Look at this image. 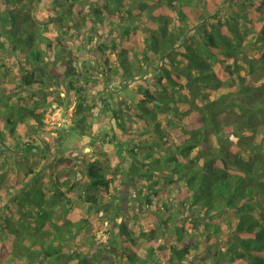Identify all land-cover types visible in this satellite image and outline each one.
I'll return each instance as SVG.
<instances>
[{"label":"trees","instance_id":"1","mask_svg":"<svg viewBox=\"0 0 264 264\" xmlns=\"http://www.w3.org/2000/svg\"><path fill=\"white\" fill-rule=\"evenodd\" d=\"M30 3L45 6L47 24ZM1 54L20 65L19 91L41 89L14 97L0 72V151L25 158L43 150L46 86L73 89L81 131L97 108L85 99L90 59L114 61L111 89L150 77L137 82L140 99L111 110L147 227L122 219L95 242L120 209L104 153L85 154L82 172L71 158L46 173L17 159L10 176L0 165V264H115L118 250L121 264H264V0H0Z\"/></svg>","mask_w":264,"mask_h":264},{"label":"rangeland","instance_id":"2","mask_svg":"<svg viewBox=\"0 0 264 264\" xmlns=\"http://www.w3.org/2000/svg\"><path fill=\"white\" fill-rule=\"evenodd\" d=\"M23 8L25 11H32L33 14L35 13L36 18L39 19L41 27L43 24H47L48 12L45 6L42 7L41 5L30 3V5L27 4ZM131 28H138V26H133ZM81 30L84 29L82 28ZM51 32V36L53 37L57 34V29L52 27ZM84 36V34L81 35L80 40L84 39ZM84 41H86L87 47L92 48L94 46L93 44L90 45L86 39ZM65 47L67 49H72V52L74 54H78L79 56L85 55L86 57L90 58L98 57V55L91 53L90 51H86L87 53L79 52L77 48H75L74 42L72 43L71 41L67 42ZM0 60L1 62L3 60L8 61V70L0 66V72L3 81L9 82L10 86L8 90L9 92H13L14 97L20 95L28 99V97L30 98V96H37V94L41 92V89L38 86H33L23 91H19L18 87H20L21 82L19 76L15 72V68L19 64L14 58L11 56L6 57L5 54H1ZM63 61L64 60L61 62ZM90 62H92L93 66L92 69L90 68L91 70L89 69L90 74L93 75L92 79L96 81L91 87L86 86L85 99L90 103L96 102L97 108L92 110L91 114L85 119V129L81 130L83 134H80V129H77L76 123L70 116L76 101V93H73V89L67 91L68 87L63 83L58 82L55 85L50 84L48 87L46 86V89H48L51 93L49 98L51 100L50 105L56 106V113L58 114H55L56 116H53V114H48L47 117L45 116V119H49L50 121L45 126L44 131L38 132L40 141L42 139L44 140L41 141L43 150L35 151L34 154L26 158L21 156L23 154L7 155V153L0 151L1 168L6 171L8 176H10L13 173L12 167L14 160L16 161L18 159L17 161H27L28 159L27 163L32 165L35 170L43 169L46 173V170L50 168V165L52 166L53 164H56L58 157H65L73 159L75 161L76 167L79 168L78 170L82 172L84 170V161L89 159V155L85 154L104 153L106 157H101V164H105L108 161L113 170H117L118 176L115 182L118 190H112V192L116 195V197L119 198L120 201V209L118 213H108L107 218L104 219V224H106V226L108 224L111 225V227H116L118 222L123 219L130 226L140 224L141 226L147 227L148 223L146 221V214L149 212V210L142 211L143 209L140 201H133V198L137 196V192L132 182L133 176L130 177L127 175V173H125L128 171V160H126V157H124L123 144L120 143L121 141H118L120 138L119 132L115 119L112 117L111 110L119 109L121 112H124L131 103L140 99V95L137 91V82L138 80L148 81L150 77L149 71L142 72L136 81H127L120 84H118V82H114L112 83L111 89V87L106 85V77L104 75L108 70V67H115L116 64L114 61H111L108 67L104 64H99L96 61H92L91 59ZM101 70H103V72ZM83 85L85 84L83 83ZM14 92H17L16 95ZM93 143H95V145H93ZM23 152L25 153V151ZM6 155L8 161L2 165V161ZM87 211L88 208L84 204L81 205L80 203V205L77 206V212L79 215L86 213ZM100 213L102 214L100 215ZM104 214L105 213L102 211L99 212V216H104ZM121 214H123V218ZM97 233L95 235V242L97 241ZM114 238L115 240L118 239L117 236H114ZM141 241L143 243L146 242L144 239H141ZM118 251L119 253L113 256L115 264H121L124 262V255H122L121 250Z\"/></svg>","mask_w":264,"mask_h":264},{"label":"built area","instance_id":"3","mask_svg":"<svg viewBox=\"0 0 264 264\" xmlns=\"http://www.w3.org/2000/svg\"><path fill=\"white\" fill-rule=\"evenodd\" d=\"M48 114H53V116L56 114H58V113H56V106L55 105H50L49 107H48V109H47V111H46V114H45V116L47 117L48 116ZM55 115V116H56ZM72 115V114H71ZM70 115V116H71ZM52 116V117H53ZM50 120L49 119H45V123L47 124L48 122H49ZM102 213H100V215H101ZM109 237H110V235H109V231L107 230V228L106 227H103L100 231H98V233H97V243H104V242H106L108 239H109Z\"/></svg>","mask_w":264,"mask_h":264},{"label":"crops","instance_id":"4","mask_svg":"<svg viewBox=\"0 0 264 264\" xmlns=\"http://www.w3.org/2000/svg\"><path fill=\"white\" fill-rule=\"evenodd\" d=\"M93 145H95V143H93ZM124 157H126V155H124ZM126 160H128V159H126ZM103 227H106V224H104ZM103 227H101V229H102ZM101 229H100V230H101ZM100 230H99V231H100ZM96 243H97V241H96ZM97 244H98V243H97Z\"/></svg>","mask_w":264,"mask_h":264}]
</instances>
